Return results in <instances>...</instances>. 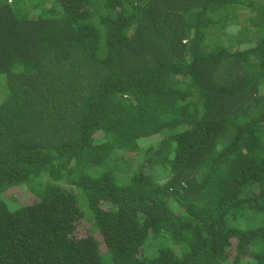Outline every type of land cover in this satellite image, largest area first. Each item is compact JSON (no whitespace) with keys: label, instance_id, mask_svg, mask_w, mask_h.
<instances>
[{"label":"trees","instance_id":"obj_1","mask_svg":"<svg viewBox=\"0 0 264 264\" xmlns=\"http://www.w3.org/2000/svg\"><path fill=\"white\" fill-rule=\"evenodd\" d=\"M23 181L0 264H264V0H0Z\"/></svg>","mask_w":264,"mask_h":264},{"label":"rangeland","instance_id":"obj_2","mask_svg":"<svg viewBox=\"0 0 264 264\" xmlns=\"http://www.w3.org/2000/svg\"><path fill=\"white\" fill-rule=\"evenodd\" d=\"M249 12H247V14L245 12L244 18H247L252 14V12ZM0 195L9 207L22 206L31 203L35 199V192L26 186L25 181L16 184L5 185ZM94 234L98 236L96 232H94Z\"/></svg>","mask_w":264,"mask_h":264}]
</instances>
